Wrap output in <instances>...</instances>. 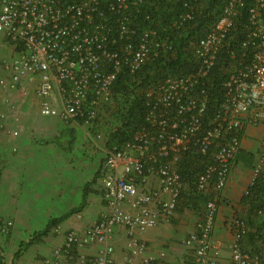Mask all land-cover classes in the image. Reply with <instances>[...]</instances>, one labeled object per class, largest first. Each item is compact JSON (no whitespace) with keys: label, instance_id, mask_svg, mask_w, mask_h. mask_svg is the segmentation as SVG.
<instances>
[{"label":"built area","instance_id":"built-area-1","mask_svg":"<svg viewBox=\"0 0 264 264\" xmlns=\"http://www.w3.org/2000/svg\"><path fill=\"white\" fill-rule=\"evenodd\" d=\"M154 1L0 0V47L11 52L0 61L2 100L11 106V94L33 86L42 116L80 122L93 130L107 115L123 69L134 73L159 53L152 51L154 31H141L137 43L133 38L136 6ZM168 1L175 6L171 25L178 30L203 3ZM245 10L247 22L239 32L236 20ZM167 47L172 49L171 44ZM192 49L198 61L193 71L166 76L146 89V125L128 140L104 147L98 177L104 210L82 232L66 233L47 264H61L63 255L73 264H122L113 245L117 227L127 234L123 264H153L136 233L174 218L186 184L180 162L191 150L202 164L195 189L210 198L184 245H190L192 264H219L212 253L217 202L234 170L244 125H264V0H226L217 21ZM224 50L227 59L221 56ZM215 67L219 94L210 112ZM5 115L0 112V120ZM258 160L246 196L263 168L264 138ZM150 177L158 180L157 186L150 185ZM246 233V223L236 219L230 264H260L259 254L242 248ZM92 245H102L94 256L80 253Z\"/></svg>","mask_w":264,"mask_h":264},{"label":"crops","instance_id":"crops-1","mask_svg":"<svg viewBox=\"0 0 264 264\" xmlns=\"http://www.w3.org/2000/svg\"><path fill=\"white\" fill-rule=\"evenodd\" d=\"M27 91L34 93L32 86ZM29 96L32 97L30 100L33 103L27 98L20 99V102L26 101L20 111L21 120L16 123L9 121L11 127L20 126L24 132H34V137L26 138L25 136L29 137L26 133L20 140H14L12 143L16 148L14 147L12 154L10 152L13 151H10L4 137L0 138V222L2 224L11 220L13 223L11 237L1 245L2 251L8 252L6 256L10 255V262L7 264H42L43 260H51L53 251L63 244L66 233L73 230L82 232L96 221L104 210L102 199L96 192L95 182L89 187L85 207L69 216L58 227L51 229L50 234L52 232L56 235L54 238L50 235L43 237L38 243L24 250L15 262H11L20 245L34 232L45 228L50 220L80 206L85 184L92 180L101 165L95 162L92 149L91 152L83 154V147L90 148L88 141L85 144V139L79 132V128L84 127L83 124L42 116L38 107L37 110L32 108L33 104L38 105L35 93L34 96ZM6 111L12 109H9L0 96V112ZM37 116L41 118L37 119ZM71 138L74 141L71 142ZM263 138L264 125H244L234 170L217 202L212 253L217 257L219 264H230L233 223L238 218L247 226V233L242 240L243 250L250 254H259L260 264H264V209L262 212L255 211L245 195L253 177L254 167L259 161ZM78 140L82 142L79 143ZM91 147L93 148L92 145ZM103 160L104 155L102 162ZM260 174L264 176V165ZM149 182L151 186L158 185L155 177H150ZM262 189L263 187H259L255 192L253 204L262 201ZM183 195L184 198L170 223L157 225L144 233H136V236L146 243V256L154 259L153 264H192L190 245H184V241L196 231V223L204 205L197 201L198 198L192 194L187 184L184 186ZM126 240V231L122 227L115 228V257L122 264ZM100 247L102 245L88 246L80 250V253L91 257ZM161 252L164 253L163 257ZM140 259L139 257L137 261ZM60 260L61 264H73L66 255L61 256Z\"/></svg>","mask_w":264,"mask_h":264},{"label":"trees","instance_id":"trees-1","mask_svg":"<svg viewBox=\"0 0 264 264\" xmlns=\"http://www.w3.org/2000/svg\"><path fill=\"white\" fill-rule=\"evenodd\" d=\"M225 1L226 0H202L203 3L201 4L202 7L200 11L194 14L192 21L188 22L184 28L180 26L179 28L181 30L174 29L171 25L175 6L173 7L168 0H155L154 3H139L136 6L134 11L135 17L133 13L134 18H132L136 28V34L133 36L134 43H137L140 39L141 31L149 29L155 32V36H151L153 39L151 43L152 51H158L159 53L157 56H152L150 60L142 65L136 72L132 73L127 69H123L118 75L112 88V103L106 107L109 121H111L112 124L107 144L114 141H126L132 137L133 133L146 125L145 116L147 101L145 91L148 86L166 76H180L188 74L195 69L196 62L198 61H196V58L192 54V48H194L198 39L217 21ZM246 18V10L241 11V15L236 20L237 31L241 32L239 29L242 24L247 22ZM235 35L238 36V39L241 38L240 33H235ZM164 41L165 43L162 44ZM232 42L233 39L230 44ZM168 43L171 44L172 49H164L168 48ZM156 44H158V46ZM228 46L222 45L220 48H227ZM230 48H233V45H231ZM221 56H226L225 50L222 51ZM217 73L219 72L215 67L212 72L214 79L211 86L212 92L210 91V112L214 106V98L219 94V79L217 78ZM208 76L205 78L206 81ZM72 141H74V139H72L71 142ZM189 154L191 155L184 157L180 162L179 170L184 183L190 187L192 194L198 198L197 201L205 207L210 196L201 193L198 194L194 186L196 173L202 168V164L199 165L197 158V156H200L192 150ZM98 177L99 170L92 180L85 184L80 206L71 209L60 217L50 220L45 228L34 232L26 242L20 245V248L14 254V259H17L24 250L38 243L43 237L49 235L52 228L57 227L69 216L82 210L86 205L87 195L90 191L89 187L96 182ZM259 187H263L260 192L262 201L253 204L254 194ZM250 192L251 193L247 195L246 198L251 208L255 211L262 212L264 209V176L261 174L258 176ZM182 198H184L183 193L179 197L178 206ZM204 207L199 218L203 217L202 213ZM1 227L2 224L0 222V228ZM0 264H7L1 253Z\"/></svg>","mask_w":264,"mask_h":264},{"label":"rangeland","instance_id":"rangeland-1","mask_svg":"<svg viewBox=\"0 0 264 264\" xmlns=\"http://www.w3.org/2000/svg\"><path fill=\"white\" fill-rule=\"evenodd\" d=\"M10 54H11V52H10V49L8 47H5V48L0 47V61L3 60L4 58H7L8 56H10ZM29 91H25V92L19 91V92H16L14 94H11L9 100L11 101L12 105L8 106V107H9V109H12V111H6L5 112L6 117L4 119L0 120V138H1V136H2V138L4 137L5 142H7L9 144L10 151H13V152H10V154L14 153V151H15V149H14L15 146L13 145L12 142L14 140H20L26 133H28V132L22 131V129H20V126H19V128H17L16 126L11 127L10 124H11V121L16 123L19 120H21L20 111L22 110V107H24L26 104V101L20 102L21 98H23L25 100L27 98L30 103H33V101L30 100V98H32V97L29 95L34 96V93L33 94H32V92L29 93ZM1 94H2V92L0 91V95ZM22 104H24V106ZM37 107H38L37 103L33 104V106H32V108H34L36 110H37ZM29 110H32V109L29 108ZM13 111H14V113H13ZM31 115L36 116V115H34V113H31ZM36 118L37 119L41 118V116H37ZM9 120H11V121H9ZM111 127H112V124H111V121H109V115L107 114L100 121V124L98 126H96V128H93V130H90L86 126L79 128L80 135L83 136V138L85 139L84 143L86 144V142L88 141V143L90 145V148L89 147L88 148L83 147V149H82L83 154L85 155L86 153H88V151L91 152L90 149H92L93 150V156L95 157V160H96L95 162H97L101 165H102V155H104V146H106L108 138L110 136ZM14 132H17V134L14 135ZM26 135H29V137L25 136L26 138L32 139L34 137V132L29 131V133ZM78 141H79V143L82 142L81 140H78ZM91 145L93 146V148L91 147ZM94 185L97 186L96 192H97L98 196H100L99 180H97ZM9 222L11 223V225L9 226V228H7L6 226ZM12 224L13 223L11 220H6L2 223V227L0 228V253L3 255L6 263L10 262V255L6 256V254H8V252L4 253L2 251L3 247L1 245H3V242L4 241L6 242L11 237V234L13 231ZM49 235L51 238H54L56 236L52 232ZM15 261H16V259H14V258L11 259L12 263ZM44 261H47V260H43L42 264H47V262H44Z\"/></svg>","mask_w":264,"mask_h":264},{"label":"clouds","instance_id":"clouds-1","mask_svg":"<svg viewBox=\"0 0 264 264\" xmlns=\"http://www.w3.org/2000/svg\"><path fill=\"white\" fill-rule=\"evenodd\" d=\"M264 165V164H263ZM262 171V170H261Z\"/></svg>","mask_w":264,"mask_h":264}]
</instances>
